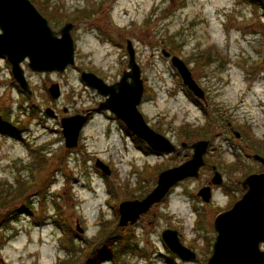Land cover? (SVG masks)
<instances>
[{"label": "rangeland", "instance_id": "1", "mask_svg": "<svg viewBox=\"0 0 264 264\" xmlns=\"http://www.w3.org/2000/svg\"><path fill=\"white\" fill-rule=\"evenodd\" d=\"M29 1L53 31L72 24L75 65L63 73H34L23 63L28 97L17 92L9 64L0 60V117L8 113V123L21 130L0 129V191L23 181L25 195L4 207L23 209L30 201L34 211H22L0 230V264H76L104 225L113 223L116 215L118 221L122 200L145 198L154 189L159 169L187 161L185 149L177 158H144L117 121L104 114L84 125L76 148L64 145L60 118L100 102L80 80V72L93 73L107 84L118 82L127 70L128 42L145 87L138 110L151 129L177 146L206 142L207 150L211 145L215 151L207 159L210 163L237 160L240 169L226 174L225 183L242 182L261 168L251 155L256 154L252 141L264 143V0ZM172 57L183 61L206 104L187 93L170 63ZM53 84L60 90L56 100L47 91ZM46 108L56 112L57 119L46 116ZM185 125L204 135L185 139ZM97 160L111 169L108 177L95 168ZM208 178L204 171L171 196L170 189L163 204L150 210L152 206L137 228L121 233L116 227L113 236L122 240L114 250L124 245L125 252L103 264H165L168 257L160 234L179 227L184 236L193 237L191 197ZM220 198L205 207L194 203L203 215L199 234L211 237L214 207L226 203L218 202ZM1 205L2 201L4 208ZM70 235L76 247L72 251L66 246ZM201 256L199 262L205 255Z\"/></svg>", "mask_w": 264, "mask_h": 264}, {"label": "water", "instance_id": "2", "mask_svg": "<svg viewBox=\"0 0 264 264\" xmlns=\"http://www.w3.org/2000/svg\"><path fill=\"white\" fill-rule=\"evenodd\" d=\"M72 27V24L67 23L55 32L29 0H0V56L6 59L13 79L28 96H31V91L21 68L25 61L28 69L34 73H63L75 65ZM126 52L127 71L112 85H108L93 73H81V81L105 99L94 111L110 112L152 151L173 153L176 147L169 139L151 129L138 110L144 92L141 70L135 61L130 42L127 43ZM162 55L169 57L166 51H162ZM170 63L186 89L196 99L204 101V92L193 80L183 61L172 57ZM48 94L52 100L59 99V86L51 85ZM44 114L57 119L50 108H46ZM86 121L87 117L81 115L60 120L61 134L67 149L77 147ZM185 146L182 144V147ZM190 148L193 150L191 158L178 167L161 172L156 187L145 198L119 204L118 227L134 225L141 215L147 213L154 204L161 202L177 183L198 177L199 170L204 166L203 157L207 152V143L196 142ZM261 161L264 165V160ZM95 168L105 176L111 174L109 167L99 160L95 162ZM211 183L219 185L221 179L215 174ZM242 185L245 189L242 198L230 210L214 219L213 228L217 237L212 255L206 264H264V251L259 249V244H264V171L248 176ZM199 196L208 202L209 190L201 189ZM161 238L170 252L180 260L195 259V254L179 242L175 231L166 230Z\"/></svg>", "mask_w": 264, "mask_h": 264}, {"label": "flooded vegetation", "instance_id": "3", "mask_svg": "<svg viewBox=\"0 0 264 264\" xmlns=\"http://www.w3.org/2000/svg\"><path fill=\"white\" fill-rule=\"evenodd\" d=\"M0 60H2V61L7 63V61H6V59L4 57L0 56ZM24 64L27 65V61H25ZM82 72L83 71L80 72V78H81V73ZM108 85H112V84H108ZM14 87L17 90V92H20V94L22 93V91L19 89V87H18V85H17V83L15 81H14ZM93 92L96 93V91H94V90H93ZM99 97H100V99H99L100 102H99V104L97 106H99L102 102L105 101V99L103 97H101V96H99ZM204 100H205V98H204ZM204 103H205V101H204ZM96 107L93 106L91 108H87L85 110H81L79 113L72 114V116H76V115L86 116L87 117V121H86L85 125L88 122H90L95 116H99V115H103V114L108 116L110 119H113L114 121H117V123L120 125V127L122 129H124V131L126 132L128 137H130L132 139V141L134 142L135 147H136V151L140 152L144 156V158H152V159H158V160L168 159V158L173 157V156H175L177 158V157H180V156L183 155L182 151H184V149L187 151V156L185 157V160H189V158L191 157V155L193 153V150L187 145L185 147H182L181 144L179 146L174 144L175 147H176V151H175V153H171V154L157 153V152L152 151L151 149H149L146 146L145 143H143L142 141L136 139L126 129L125 125L121 121L117 120L110 112H108V111L95 112L94 110L97 109ZM55 114H56V112H55ZM72 116L70 115L68 117H72ZM60 120H61V118H60ZM238 138H236V139H238ZM181 149H183V150H181ZM214 152L215 151H212V149H211V145H209L207 153L203 157L204 166L199 170V173H198L199 174L198 176H200L201 172L206 171L207 174L209 175V178L206 179L201 184V187H199L197 189L196 193L193 194L194 195L193 197H191V196L188 197V198L191 197V199L193 201L190 204V206H189V212H190V214L192 216L191 217V220H192V224H191L192 230L191 231L194 233L193 237L187 238L186 236H184L183 233H182V230L179 227H175V229H173V228L165 229V230L175 231L177 233V237H178L179 242L184 247H186L187 249L191 250L195 254V259L190 260V261H182L176 255L171 253L170 250H168L165 247V245H164V248L166 249V257H168V261H167V258H166L167 262H165V264H194V263L195 264H197V263L198 264H206L207 260L212 255L213 245H214V243L216 241L217 233H216V231L213 228V222H214V220H213L211 237H207L206 235L203 236L202 234H199L200 230L198 228L201 226V222L203 220V215H202V212L199 211L198 205L205 207L207 204H213L214 202H216L217 197H219V198L221 197L218 200V202L225 200L226 203H224L223 205H216L214 207L215 209L213 211V214H214V219H215L219 214L230 210L234 206V204L242 198V196L245 194V189L243 188L242 184H243V181L248 176L253 175V174H260V173H262L264 171V165H263V163L261 161V159L264 160V157L262 155H259V154H257L255 152L256 154L251 155V158H252L251 160L254 161V164H255L256 167L260 166L261 168L260 169L258 168L259 170L256 169V170L251 171L249 174H247L245 176V179L242 182L241 181H236V183H234V184L225 183V182H223L224 176L226 174H228L230 176L233 175V172H235L236 170L240 169V164L238 163L237 160H236L235 164H227V165H222V164H220L218 162H216L215 164L214 163H210L209 161H207V159ZM255 156H259L261 159L260 158L257 159V158H255ZM181 162L183 163V161H181ZM147 165H149V164H147ZM147 168H149V167H147ZM161 171H163L162 168L159 169V173ZM215 174L218 175L219 179H221V184H219V185H214V184L211 183V179L215 176ZM191 180H193V179H186V180H184L182 182L177 183L175 185V188L173 187L174 189L173 188L171 189L172 192L170 193V196L174 192L175 189H178L180 187V185H182L183 183L189 182ZM155 185L152 187V189L155 187ZM204 188L205 189L207 188L209 190V201L208 202L203 201V198L201 196H199L200 190L204 189ZM181 193L183 194V191ZM182 194H180V195H182ZM131 199L134 200V198H131ZM126 201H128V200L126 199ZM163 201H164V199L160 203H157V204L153 205V207L150 210H153V208L156 205L158 206V205L163 204ZM194 203H196L198 205H196ZM150 213L151 212L142 215L134 226H131V225L128 224L127 226H125V227H123L121 229L123 230V232H126L128 230L137 228L139 226L140 222L144 221L146 219V217H148V214H150ZM163 231L160 234V238H161V235H162ZM259 249H260V251H264V244L263 243L259 244ZM201 254H204L205 256H204L202 262H199V257H202Z\"/></svg>", "mask_w": 264, "mask_h": 264}, {"label": "trees", "instance_id": "4", "mask_svg": "<svg viewBox=\"0 0 264 264\" xmlns=\"http://www.w3.org/2000/svg\"><path fill=\"white\" fill-rule=\"evenodd\" d=\"M37 7H39V10H44V7L41 6V3H36ZM51 20V18H49ZM187 93L192 97L191 93H189L187 91ZM8 113H6V117L2 118L0 117V129L2 130H12L15 131L16 133H20L21 130L20 129H16L14 128L13 125H10L8 123ZM209 125V124H208ZM181 135L183 137H185V139H190L192 137H195V135H204L203 131L201 132H197L199 130L197 129H191V126L189 125H185L181 127ZM246 133V132H245ZM252 146L255 149V152L257 154H260L264 157V143H257L256 141L253 142L252 141ZM40 159H38V155H36V159H35V164L37 166H40L42 164L39 163ZM39 170V175L41 176L40 169ZM37 173V172H36ZM38 176L34 177L33 179L37 180ZM25 183L23 181H18L16 182V184H11L8 189L4 192L0 191V203L2 201V205L1 207H4V205H6V203L11 200L12 198H20L22 196L25 195V191H23L24 189V185ZM33 185V183H31ZM27 189L30 187V184L26 185ZM116 207V208H115ZM3 209V210H2ZM0 208V230L3 228H5L9 223H11L10 219H17V216L24 211L25 214H33V208L31 206L30 201H27V203L24 205L23 209L20 208V206H15L12 210L8 209L6 207L4 208ZM114 209V213L116 215L117 211V206L115 205L113 207ZM117 215L114 219V221H112L113 223H107L104 225V229L100 232V235L96 238V240L94 241V244L91 242L89 243L90 248H88V251L86 253H84V255L77 261L76 264H101V262L106 261V260H111V261H115L116 260V255H121L125 252L124 247H122L119 251L117 250L115 252L114 248H115V243L116 245L119 243L121 244V238L119 236H113V233L117 230ZM121 233L123 232L122 229L119 230ZM66 232H71V230H67ZM67 234V233H66ZM69 235V234H68ZM73 236V235H72ZM70 235L71 240L69 241V244L66 246L69 247L67 248L69 251L76 249V247H74V238ZM79 251H81L80 248H78Z\"/></svg>", "mask_w": 264, "mask_h": 264}]
</instances>
